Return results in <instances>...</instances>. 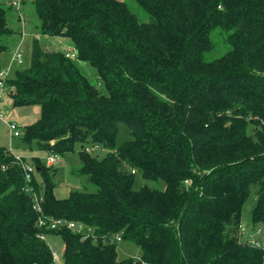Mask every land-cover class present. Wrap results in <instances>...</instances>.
<instances>
[{
	"label": "trees",
	"instance_id": "1",
	"mask_svg": "<svg viewBox=\"0 0 264 264\" xmlns=\"http://www.w3.org/2000/svg\"><path fill=\"white\" fill-rule=\"evenodd\" d=\"M28 1L38 33L73 46L32 40L29 65L16 66L4 89L13 106L36 104L40 112L9 135L48 155L77 149L78 172L98 189L57 197L58 168L0 145V264H52L26 185L41 195L42 216L92 232L45 230L63 242L61 264H264V250L248 236L258 227L264 235V0H134L146 21L124 0L20 3ZM8 2L0 0V55L21 36ZM76 59L95 68L104 91ZM119 121L131 138L116 145ZM16 155L36 167L30 182ZM136 171L164 188H134ZM115 234L140 257L118 258Z\"/></svg>",
	"mask_w": 264,
	"mask_h": 264
},
{
	"label": "rangeland",
	"instance_id": "2",
	"mask_svg": "<svg viewBox=\"0 0 264 264\" xmlns=\"http://www.w3.org/2000/svg\"><path fill=\"white\" fill-rule=\"evenodd\" d=\"M5 0H1L4 2ZM131 11L137 14L140 20L146 21L147 14L142 11L138 5L134 2V0H124ZM20 13L22 14V18H20V34L12 36L11 40H9V50L5 51L1 55V64L5 65L9 60L7 58L9 51H13L14 46L20 42V53L22 63L18 66L20 69L25 68L30 63V50L31 43L34 38H37L39 43L42 44L43 47L47 49L54 50H67L68 47L72 48L71 41L63 36H49L38 33L36 25L38 23V18L35 14L33 4L31 1L26 2L20 6ZM10 18V17H9ZM11 25L15 24L14 16L12 15L10 18ZM76 64L80 71L88 78V80L93 83L99 90L104 91V86L102 84L101 79L99 78L97 71L94 67H92L88 62L81 61L76 59ZM4 68V67H1ZM15 68L10 72V75H14ZM2 102L0 104V145L4 144L8 146L7 139H9L8 126L6 121L10 118L11 122L19 124L20 128L25 124H29L35 121L40 112L39 105H28V106H13L10 104V98L7 94L1 95ZM7 100L9 102H7ZM31 111L36 112L33 113ZM22 116V117H21ZM22 118V120H20ZM131 138V134L129 132L128 127L123 121H119L117 124V134H116V145L121 144L126 139ZM19 142V141H18ZM24 147L22 144H20ZM20 153L24 155L27 159L30 156L37 154L44 161L46 159L47 153H44L40 150H29L22 149ZM104 150L98 151V155H102ZM53 167L58 168L56 175L54 176V194L57 197L66 196L71 190H81V191H96L98 189L97 185L90 182L85 175H82L78 172V168L80 167V161L78 157L77 149L72 152H66L63 155H57L56 162L52 165ZM37 179H39L38 175H35ZM147 183L151 187L156 189H163L164 182L161 179L153 180V181H144L141 176L140 171H136L134 175V188L140 187L142 184ZM255 190V189H254ZM256 201V194L252 190L251 194L247 198L246 202L242 207L241 212V224L240 229L242 232L246 234L251 228V210ZM263 235V233H262ZM243 238V236H242ZM242 238L240 240L242 241ZM47 242L51 248L55 249L59 254L62 252L63 242L61 238L57 235H48ZM117 244V252L118 258H126V257H134L138 258L141 255L140 248L135 245L133 242L127 240H119L116 242ZM61 264V262H59Z\"/></svg>",
	"mask_w": 264,
	"mask_h": 264
},
{
	"label": "built area",
	"instance_id": "3",
	"mask_svg": "<svg viewBox=\"0 0 264 264\" xmlns=\"http://www.w3.org/2000/svg\"><path fill=\"white\" fill-rule=\"evenodd\" d=\"M8 3L15 7L19 15V18H22V14L20 13V9H19L21 6L20 0H10ZM67 54L74 56V51L71 48H69V50L67 51ZM21 63H22L21 53H20L19 48L16 47L11 53V59H10L9 65L5 68L0 69V89L1 90L4 89L5 87L4 81L8 77L9 69L12 66H19ZM8 127H9L10 135L16 136L19 134L17 125L14 122H9ZM86 150L88 151L89 149L86 148ZM15 159L24 172V177H25L26 182H30L33 173L36 171V167L32 163H30L28 160L23 159L21 155H16ZM56 160H57V155L49 154L46 156L45 162L47 165H53L56 162ZM24 190L31 195L32 207L39 214L38 219H37V227L39 229V232L37 233V236L40 237L41 239L47 242V234L45 233V230L48 231V230H53V229H59L62 227L69 228L73 231L81 232L84 234L83 237H87L88 235L92 234L89 228H88V231L86 232L84 231L85 226L82 223H75L74 221H67L63 219H55L53 217L42 216L41 214L42 208L40 205L41 200H42L41 195L36 194L30 185H26L24 187ZM262 231L263 229L261 227H258L253 235L249 234L248 236H249V242L252 245L256 247H260L264 250V235L261 234ZM112 239L115 242H117L121 240V236L120 234H115L112 237ZM50 249H51V255H52V264H59L60 262L59 253L51 247Z\"/></svg>",
	"mask_w": 264,
	"mask_h": 264
},
{
	"label": "crops",
	"instance_id": "4",
	"mask_svg": "<svg viewBox=\"0 0 264 264\" xmlns=\"http://www.w3.org/2000/svg\"><path fill=\"white\" fill-rule=\"evenodd\" d=\"M8 1H9V0H5V2H8ZM12 15L14 16V18H16V14H15L14 11H12L11 16H12ZM20 42H21V39L19 40V42H18L14 47H15V48H16V47H20V46H19V45H20ZM15 48H14V49H15ZM14 49H13V50H14ZM9 53H10V55L8 54V56H7V58L9 57V58H8L9 61H8L5 65H2V64H1V55H2L3 53L0 55V65H1V67H4V68H5V67H7V66L9 65V63H10V59H11V53H12L11 50L9 51ZM14 68L16 69L17 67H16V66H12V67L9 69V71H8V76H9V77H12V75H10V72H11ZM4 93L7 94V91H6L5 89H2V90L0 89V104H1V102H2L1 95L4 94ZM7 96H8V94H7ZM8 97H9V96H8ZM9 98H10V97H9ZM7 102H9V101L7 100ZM10 104H12V103H11V99H10ZM31 112H33V113L36 114V112H34V111H31ZM21 117H22V116H21ZM10 120H11V119L8 118V120L6 121V123L11 122ZM20 120H22V118H20ZM17 125L19 126V124H17ZM19 127H20V126H19ZM8 132H9V131H8ZM7 143H8V146H12V147H14V149H15L14 151H15V152H19V154H21V153H20V150H22V148H21V146L18 144V141H17L16 138H13V137L11 138L10 135H9V139H7ZM1 145H4V144H1ZM5 146H6V145H5Z\"/></svg>",
	"mask_w": 264,
	"mask_h": 264
}]
</instances>
